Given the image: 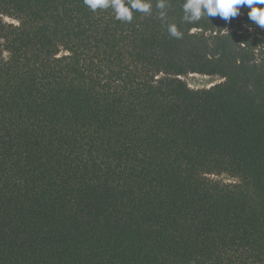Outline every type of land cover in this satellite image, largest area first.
<instances>
[{
  "label": "trees",
  "instance_id": "obj_1",
  "mask_svg": "<svg viewBox=\"0 0 264 264\" xmlns=\"http://www.w3.org/2000/svg\"><path fill=\"white\" fill-rule=\"evenodd\" d=\"M143 2L0 0V264H264V28Z\"/></svg>",
  "mask_w": 264,
  "mask_h": 264
},
{
  "label": "clouds",
  "instance_id": "obj_2",
  "mask_svg": "<svg viewBox=\"0 0 264 264\" xmlns=\"http://www.w3.org/2000/svg\"><path fill=\"white\" fill-rule=\"evenodd\" d=\"M84 2L93 11L98 7H112L117 19L127 21L132 19L130 9L146 13L151 8V4L143 0H130V7L125 6L124 0H84ZM240 6H247L250 20L264 28V0H186L184 4V8L191 11L194 19L201 17L203 8L208 15H219L222 19L228 20L238 14ZM169 30L173 35L177 34L175 26H171Z\"/></svg>",
  "mask_w": 264,
  "mask_h": 264
},
{
  "label": "rangeland",
  "instance_id": "obj_3",
  "mask_svg": "<svg viewBox=\"0 0 264 264\" xmlns=\"http://www.w3.org/2000/svg\"><path fill=\"white\" fill-rule=\"evenodd\" d=\"M184 80H186V82L193 89H207L224 82V80L221 77L203 76L198 74L185 77ZM220 179H223L225 181H231L230 177L227 175L221 176Z\"/></svg>",
  "mask_w": 264,
  "mask_h": 264
}]
</instances>
